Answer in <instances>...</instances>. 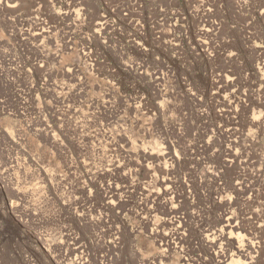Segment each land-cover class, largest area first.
I'll return each mask as SVG.
<instances>
[{
	"label": "rangeland",
	"instance_id": "obj_1",
	"mask_svg": "<svg viewBox=\"0 0 264 264\" xmlns=\"http://www.w3.org/2000/svg\"><path fill=\"white\" fill-rule=\"evenodd\" d=\"M239 256L264 264V0H0V264Z\"/></svg>",
	"mask_w": 264,
	"mask_h": 264
},
{
	"label": "bare ground",
	"instance_id": "obj_2",
	"mask_svg": "<svg viewBox=\"0 0 264 264\" xmlns=\"http://www.w3.org/2000/svg\"><path fill=\"white\" fill-rule=\"evenodd\" d=\"M105 22H106V18L102 17V18H100L98 23L100 25H102V24H105ZM37 24L39 25V27L37 28V31L32 32V30H27L26 32H23V33H25L27 35H34L36 37L42 36L45 32V28L43 26H40V25H42V22H38ZM208 31H209L208 28H204L203 32H201V34L205 35V34H207ZM161 104H162V102H161ZM205 147H208V144H205ZM144 155L148 156V158H150V159H156V157L158 156V153H155L154 151L146 153V151H145ZM164 156H165L166 163L168 165L174 166L179 161V159L170 151L166 152ZM113 164L114 163L112 162L109 165H113ZM46 172L48 173V170ZM174 172H175V170L173 168V173ZM163 182L166 184L165 190L163 191V194L164 195H172L173 198L177 197V193H176V190L174 187V183L172 186V185L168 184L169 181L166 179H164ZM38 188L36 190H38ZM119 190L120 189H119L118 185H113L112 183L106 185V192H107L108 200H107L106 204H104L103 206H100L103 212L108 211L111 208V206H114L113 198L116 195V192H118ZM169 213H171V215L173 216L172 224H175L177 221L178 225H177V227H175L174 230H171L169 233H167L165 235L166 241H169V240L171 241L172 239H174L176 242H178V241L180 242L181 240L185 239L183 237L182 220H181L180 215H179L180 209L177 206H172L169 209ZM219 231H220V235L222 237H225V233H226L225 228L222 227L218 230V232ZM216 233H217V231H211L210 232V230H209V231H207L205 236H206L207 240H211L212 242H215V240L213 238H216ZM228 233L230 235H235L237 237H241V232L239 231V226L237 224L231 225L230 229L228 230ZM230 237H232V236H230ZM240 242H241V240H240ZM220 257H221L219 259L220 262L227 260V259H225V256H220ZM241 258H242L241 256H239L237 259L232 258L229 260V262L227 264H247L246 259H248L249 257L244 256L245 260L241 259Z\"/></svg>",
	"mask_w": 264,
	"mask_h": 264
}]
</instances>
